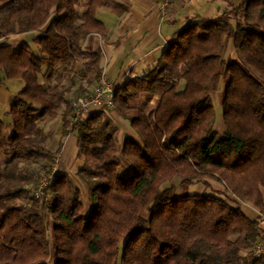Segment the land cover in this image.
Masks as SVG:
<instances>
[{
    "label": "trees",
    "instance_id": "16d2710c",
    "mask_svg": "<svg viewBox=\"0 0 264 264\" xmlns=\"http://www.w3.org/2000/svg\"><path fill=\"white\" fill-rule=\"evenodd\" d=\"M127 2L0 0V86L23 83L0 119V264H264L249 255L264 237V0L188 19L154 68L116 85L113 110L73 122L70 102L102 75L101 50L83 46L105 31L97 11ZM27 32L34 45L13 49L8 38ZM226 41L235 58L223 57ZM60 111L61 136L77 138L75 178L50 168L58 149L43 127ZM175 177L224 189L177 195Z\"/></svg>",
    "mask_w": 264,
    "mask_h": 264
},
{
    "label": "crops",
    "instance_id": "0c3cea01",
    "mask_svg": "<svg viewBox=\"0 0 264 264\" xmlns=\"http://www.w3.org/2000/svg\"><path fill=\"white\" fill-rule=\"evenodd\" d=\"M233 0H175L169 7V13L160 14L162 0H128L124 11L100 8L97 16L105 25L103 34H94L84 41L85 47L101 50L102 75L117 85L130 78L140 77L149 72L169 39L178 28L193 17H214ZM36 32L20 33L10 36L8 42L13 49L27 42L33 44ZM232 46V44H231ZM20 79H5L0 86V119H6L11 98L22 87ZM93 86L90 87V90ZM61 111L57 118L43 127L49 133L47 145L58 149V166L54 172H66L72 176L80 169L81 161L77 156V138L74 132L61 136ZM121 135L127 126L120 118H115ZM244 212V211H243Z\"/></svg>",
    "mask_w": 264,
    "mask_h": 264
},
{
    "label": "built area",
    "instance_id": "2783aa9c",
    "mask_svg": "<svg viewBox=\"0 0 264 264\" xmlns=\"http://www.w3.org/2000/svg\"><path fill=\"white\" fill-rule=\"evenodd\" d=\"M175 0H162L160 7L161 16L165 17L169 13L170 4ZM116 85L106 80L104 77H101L100 80L96 83L93 89L89 92L88 95L74 98L70 102V108L72 111V120L77 122L84 119L91 111L97 109L104 110H113V94ZM55 170L52 169V172ZM49 175L44 176L35 190V196L39 197L42 195V189L47 185ZM264 254V242L263 240H257L254 243L252 250L249 252V255L259 256Z\"/></svg>",
    "mask_w": 264,
    "mask_h": 264
},
{
    "label": "rangeland",
    "instance_id": "374dc122",
    "mask_svg": "<svg viewBox=\"0 0 264 264\" xmlns=\"http://www.w3.org/2000/svg\"><path fill=\"white\" fill-rule=\"evenodd\" d=\"M238 0H233V4H236ZM228 7V6H227ZM236 54L233 47L231 46V42L229 41H226L225 42V52L223 54V57L224 58H235L236 57ZM223 84H224V81L222 80V78L214 85L212 86V91H211V96H212V100H213V106H214V113H215V122H214V126L216 129H218L219 131L223 128V122H222V115H221V105L219 103V99H220V96H221V91H222V87H223ZM182 86V82L180 83L179 85V88H181ZM158 101V97H154L152 99V101L150 102L151 106L155 105ZM52 121V120H51ZM80 160V159H79ZM58 166V163H57V158L55 157L54 161L51 163V170L56 168ZM81 167V166H80ZM79 171V170H78ZM77 171V172H78ZM75 172L72 177L75 178V175L76 173ZM48 175V174H46ZM45 175V177H46ZM179 181H180V178L179 177H175L173 179V182L176 186L175 188V194L179 195V194H183V193H199L201 191H203L204 189L207 190V191H223V186L216 182V181H213V180H207L209 185H210V188H206L205 185L202 183V182H197V183H194V184H191V186H186V187H183V186H180L179 185ZM168 186V183H164L162 184L161 188H164ZM228 195L231 197V198H234L236 199L232 194L228 193ZM263 198H264V191H263ZM238 202H239V205L241 207V209L244 211V213L251 217V218H255V217H259L261 216V214H259V211L257 208H255L251 203L249 202H242V201H239L238 199H236ZM83 202H84V205H86V195L83 193ZM262 217V224L264 225V216H261ZM263 240L264 242V237L261 239Z\"/></svg>",
    "mask_w": 264,
    "mask_h": 264
}]
</instances>
